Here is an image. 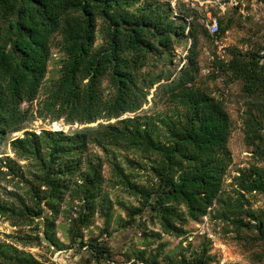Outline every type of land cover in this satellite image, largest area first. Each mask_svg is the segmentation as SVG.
Masks as SVG:
<instances>
[{
  "label": "trees",
  "instance_id": "obj_1",
  "mask_svg": "<svg viewBox=\"0 0 264 264\" xmlns=\"http://www.w3.org/2000/svg\"><path fill=\"white\" fill-rule=\"evenodd\" d=\"M171 1L0 0V151L8 146L17 159L33 165L29 178H24L28 203L21 202L15 210L14 204L0 199V216L42 218L43 239L58 247L50 232L52 215L44 212L56 214L65 194L72 193L82 205L75 220L78 224L71 228V243L79 239L78 245L88 249L93 260H106L110 252L99 236L84 243L80 233L100 207L105 216L103 233L110 235L105 199L100 196L102 162L84 158L89 147L96 146L104 153L113 148L148 159L147 170L154 180L148 186L130 182L112 164L114 175L141 199L140 207L126 208L125 225L133 224L137 217L144 219L146 209L164 234L179 238L187 234L189 220L198 221L220 202L222 208L215 219L231 224L236 231L255 229V239L264 242V210L252 211L242 204L245 194L264 193V170L255 166L242 170L236 177L235 200L221 199L223 177L231 161L227 148L230 119L221 100L194 87L199 71L198 37L208 41L211 37L199 25L197 12L177 2L175 15ZM186 18L191 19L189 23ZM227 27L219 19L218 37ZM97 32L103 41L98 46ZM56 36L63 53L59 77L32 110ZM188 40L185 62L175 77L162 71L144 72L151 59L170 58L174 46ZM260 51L243 53L231 48L226 60L213 61L212 77L225 74L242 83V91L252 100L243 121L245 141L253 155L264 160V49ZM153 88V97H166L175 112L173 117L157 121L161 127L152 118L130 117L147 103ZM24 103L26 109L21 107ZM123 115L128 117L119 120ZM40 117L79 127L67 134L42 130L37 135L25 130ZM21 131L20 136H12ZM3 160L9 159L0 157V164ZM156 258L140 252L137 263L131 264H157ZM213 263L207 248L166 261ZM0 264L41 263L0 244Z\"/></svg>",
  "mask_w": 264,
  "mask_h": 264
},
{
  "label": "rangeland",
  "instance_id": "obj_2",
  "mask_svg": "<svg viewBox=\"0 0 264 264\" xmlns=\"http://www.w3.org/2000/svg\"><path fill=\"white\" fill-rule=\"evenodd\" d=\"M257 14L258 16L253 14L247 6L244 14L233 10L220 19L223 27L228 25L227 30L220 35L221 41L226 46V54H229L231 48H238L243 53L258 50L263 52L264 15L259 8ZM102 42L101 35L97 32L95 45L98 46ZM189 43L190 40L174 46L170 58L164 55L157 62L151 59L144 72L155 74L162 71L165 75L171 74L175 77L185 62L184 57ZM197 51L196 61L199 71L194 87L221 100L230 119L227 148L231 161L223 177L220 197L222 200L232 202L236 198V177L240 172L251 166L264 170V160L253 155L243 132L246 110L252 100L242 91L240 81L225 74L212 77L214 73L212 64L218 58L211 41L199 36ZM62 58L59 37L56 36L53 39L51 58L47 63L44 82L32 104V110H35L37 104L43 100L45 89L59 77ZM226 59L227 57L223 60ZM103 86H107L106 81L103 82ZM154 88L149 91L147 103L130 117L135 115L152 118L160 126L158 120L166 116L173 117L175 112L173 104L167 102L166 97L160 98L159 95L153 97ZM108 91L107 88L106 93ZM21 107L26 109L27 104L24 103ZM252 111L256 113L254 108ZM127 117L128 115H123L119 120ZM49 121L42 117L34 118L26 125L25 130L33 131L38 135L41 129L47 128ZM114 121L111 120L112 123ZM22 132L14 133L12 136H20ZM0 157L9 159L3 160L0 164V199L14 204L15 210H19L21 202L28 203L24 178H29L33 165L28 160L17 159L8 146L1 149ZM84 158H100L102 162L103 183L100 196L105 199L104 208L107 209L109 217L107 232L110 235L103 233L105 216L98 207L90 220V225L80 229L81 239L86 243L89 239L99 236V242L109 249V257L106 260H93L88 249L78 245L79 239L71 243V228L78 224L75 220L82 205L79 199L72 197V193L65 194L56 214L50 213L47 209L44 212L45 216L52 215L50 218L54 225L50 232L54 235L58 247L51 246L43 239L42 218L16 214L11 215V218L0 216V244L12 246L18 255H30L41 264H131L137 263L136 258L140 252H144L145 257L156 255L157 264H166L167 259L179 258L182 255L190 257L205 248L213 257V264H264V242L255 239L257 235L255 229L236 231L231 224L215 219L216 212L222 208L220 202L213 204L207 215L198 221L189 220L185 225L187 234L179 238L164 234L158 220L151 219L146 209L142 213L146 216L144 219L140 220L137 217L133 224L125 225L128 219L126 208L140 207L141 199L114 175L112 164L119 166L130 182L138 186H148L154 181L147 170L148 159L137 152H125L113 148L107 149L104 153L96 146H90ZM242 204L243 208L252 211L264 210V193L245 194ZM181 211H184L182 207Z\"/></svg>",
  "mask_w": 264,
  "mask_h": 264
},
{
  "label": "built area",
  "instance_id": "obj_3",
  "mask_svg": "<svg viewBox=\"0 0 264 264\" xmlns=\"http://www.w3.org/2000/svg\"><path fill=\"white\" fill-rule=\"evenodd\" d=\"M177 2L182 3L185 7L199 14L198 23L211 37L212 45L216 50V55L219 60L226 58V46L221 41L220 37H218L219 19L228 15L229 12L233 11L235 8L238 9L239 13L244 14L247 6L256 16H258V8L263 11L264 15V3L261 0H172L170 5L174 9L175 15H177L175 11ZM190 20V18H186L188 23ZM47 123V128H43L40 131L44 130L67 134L72 129L79 127L76 124L66 126L61 120L49 121Z\"/></svg>",
  "mask_w": 264,
  "mask_h": 264
},
{
  "label": "water",
  "instance_id": "obj_4",
  "mask_svg": "<svg viewBox=\"0 0 264 264\" xmlns=\"http://www.w3.org/2000/svg\"><path fill=\"white\" fill-rule=\"evenodd\" d=\"M95 125V124H94ZM94 125H90V126H94Z\"/></svg>",
  "mask_w": 264,
  "mask_h": 264
}]
</instances>
